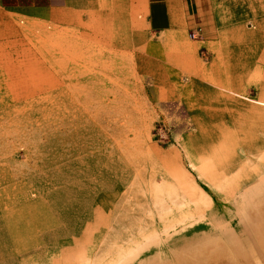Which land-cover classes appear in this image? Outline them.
<instances>
[{"label": "rangeland", "instance_id": "obj_1", "mask_svg": "<svg viewBox=\"0 0 264 264\" xmlns=\"http://www.w3.org/2000/svg\"><path fill=\"white\" fill-rule=\"evenodd\" d=\"M212 1L0 10V264H264V0Z\"/></svg>", "mask_w": 264, "mask_h": 264}, {"label": "crops", "instance_id": "obj_2", "mask_svg": "<svg viewBox=\"0 0 264 264\" xmlns=\"http://www.w3.org/2000/svg\"><path fill=\"white\" fill-rule=\"evenodd\" d=\"M203 0H0V10H11L20 13H34L43 18L51 15H72L76 12L93 11L103 2H116L123 8L136 13L144 20L147 28L158 34L182 31H202V42H217L218 31L222 24L213 18L217 31L206 26L202 6ZM214 1H212L214 9ZM220 3L219 1H216ZM234 3L235 0H229ZM207 27V28H206ZM198 31V33H199ZM200 34V33H199ZM202 36V34H200ZM221 41V40H220Z\"/></svg>", "mask_w": 264, "mask_h": 264}, {"label": "built area", "instance_id": "obj_3", "mask_svg": "<svg viewBox=\"0 0 264 264\" xmlns=\"http://www.w3.org/2000/svg\"><path fill=\"white\" fill-rule=\"evenodd\" d=\"M188 35H189V37L191 39H198L199 36H200V34L198 33V31H195V30L191 31Z\"/></svg>", "mask_w": 264, "mask_h": 264}, {"label": "bare ground", "instance_id": "obj_4", "mask_svg": "<svg viewBox=\"0 0 264 264\" xmlns=\"http://www.w3.org/2000/svg\"><path fill=\"white\" fill-rule=\"evenodd\" d=\"M99 210H100V209H99ZM165 225H166V224H165ZM163 229H164V228H163ZM167 229H168V228H167ZM165 230H166V229H165ZM165 230H164V231H165ZM154 231H155V230H154ZM140 232H141V231H140ZM149 232H150V231H149ZM154 233H155V232H154ZM144 237H145V236H144ZM156 238H157V237H156ZM150 239H151V237H149V238H147V239H146V237H145L144 240H145V241H149ZM142 240H143V239H142ZM142 240H141V241H142ZM136 242H137V241H136ZM142 242H143V241H142ZM126 251H127V250H126ZM126 251H125V252H126ZM123 252H124V250H123ZM132 253H133V252H132Z\"/></svg>", "mask_w": 264, "mask_h": 264}]
</instances>
